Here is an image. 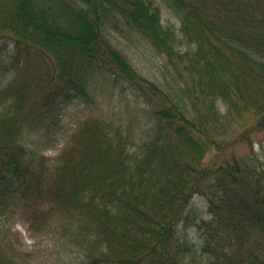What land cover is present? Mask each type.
I'll return each mask as SVG.
<instances>
[{"label": "trees", "instance_id": "16d2710c", "mask_svg": "<svg viewBox=\"0 0 264 264\" xmlns=\"http://www.w3.org/2000/svg\"><path fill=\"white\" fill-rule=\"evenodd\" d=\"M114 31L150 47L159 75ZM229 131H264V0H0V264H40L2 226L12 209L64 245L52 264H176L190 225L209 264H264V157L251 147L192 185Z\"/></svg>", "mask_w": 264, "mask_h": 264}, {"label": "rangeland", "instance_id": "374dc122", "mask_svg": "<svg viewBox=\"0 0 264 264\" xmlns=\"http://www.w3.org/2000/svg\"><path fill=\"white\" fill-rule=\"evenodd\" d=\"M114 33L116 34L115 40L117 41V45L124 50L129 61L134 67H137V70L140 73L146 76H148V73L159 75L163 62L160 57L151 51L150 47L143 44V42L140 43L136 36H131V40H129L121 37L115 31ZM108 39L111 42V38ZM115 40L113 37L114 42ZM134 40L140 44H137ZM160 80H162V78H160ZM98 84L101 86L102 82ZM51 87L52 85L45 86L44 90ZM116 95L117 96L112 97L114 103L121 104L123 99H129L127 91H122L120 94H117L116 92ZM109 99L110 98L105 95L100 105L101 109H106L105 107L107 106ZM79 117H81V113L78 110L69 118L74 119ZM246 135L247 132L245 131L237 134H231L229 131L225 136V141L221 142L223 143L222 146L218 145L217 149H210L204 162L200 166L201 174H198L196 181L192 184L193 187H201V185L206 183L210 179L214 169L220 164V161L231 155L235 156V154H244L252 147L254 152H257L264 157V131L250 133L247 140L245 139ZM37 136V134L22 133L18 142L24 143L25 145H32L33 142L31 139H35ZM64 143L65 137L59 134L48 148H41L40 151L44 156L54 158L60 153L64 147ZM185 215L188 220H193L196 223L198 220H204L208 217L207 206L198 193V190L195 188L191 190ZM1 221L2 226L10 229L12 238L16 239L15 243L20 247V250L23 251L25 248L26 251L32 252V257H37L40 264H52L55 259L59 258L64 252V245L54 240L52 237L47 235H32L27 228L23 213H21L20 209H12L1 218ZM179 234L184 236V244L186 245L187 243L188 246H186L185 251L179 253V258L177 259L176 264H209L207 256L201 252V243L199 238H197L195 228L190 225ZM63 256L66 257L65 252Z\"/></svg>", "mask_w": 264, "mask_h": 264}]
</instances>
